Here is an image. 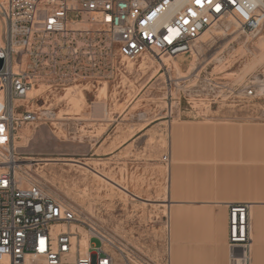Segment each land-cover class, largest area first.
<instances>
[{"label":"built area","instance_id":"obj_1","mask_svg":"<svg viewBox=\"0 0 264 264\" xmlns=\"http://www.w3.org/2000/svg\"><path fill=\"white\" fill-rule=\"evenodd\" d=\"M229 20L256 33L264 0H0V264H116L118 251L122 264H154L117 248L50 196L31 169L37 162L16 158L14 140L24 127L54 122V99L68 90L120 81L144 56L166 68L162 58L192 54L203 33ZM227 209L230 264H248L249 205ZM72 226L90 232L85 250Z\"/></svg>","mask_w":264,"mask_h":264},{"label":"rangeland","instance_id":"obj_2","mask_svg":"<svg viewBox=\"0 0 264 264\" xmlns=\"http://www.w3.org/2000/svg\"><path fill=\"white\" fill-rule=\"evenodd\" d=\"M142 60L127 64L120 81L104 87L105 98L101 88H87L81 99L80 87L55 98L57 119L18 130L14 147L21 164L37 162L31 169L44 190L73 207L82 222L135 259L165 264L169 131L182 127V138L171 147L193 154L204 147L194 139L196 126L264 124V24L250 35L231 20L219 23L200 36L192 54L162 58L166 68L149 56ZM115 135L132 139L123 164L115 154L105 155L104 144ZM78 227L71 229L81 237L88 232ZM120 253L114 254L116 264H122Z\"/></svg>","mask_w":264,"mask_h":264},{"label":"crops","instance_id":"obj_3","mask_svg":"<svg viewBox=\"0 0 264 264\" xmlns=\"http://www.w3.org/2000/svg\"><path fill=\"white\" fill-rule=\"evenodd\" d=\"M181 129L169 131V264H230L228 204L249 205L248 264H264V124L196 126L194 139L204 147L193 154L171 147L172 140L176 146L182 138ZM120 139L110 137L104 149L123 164L133 143Z\"/></svg>","mask_w":264,"mask_h":264},{"label":"bare ground","instance_id":"obj_4","mask_svg":"<svg viewBox=\"0 0 264 264\" xmlns=\"http://www.w3.org/2000/svg\"><path fill=\"white\" fill-rule=\"evenodd\" d=\"M229 30V29H228ZM202 43V42H201ZM194 54V53H193ZM179 57H181V56H179ZM144 58V57H143ZM168 59H174V58H168ZM143 61V60H142ZM194 61V60H193ZM162 63L163 64H165V66H167V64H168V62H166V61H164V60H162ZM146 64V63H145ZM248 64V63H247ZM144 66V65H143ZM251 66V65H250ZM249 66V67H250ZM141 67V66H140ZM174 67L177 69V70H179V68H178V65H177V63H174ZM248 67V68H249ZM175 69V70H176ZM250 69V68H249ZM181 74V73H180ZM260 85V84H259ZM75 89V88H74ZM105 89L106 88H102L101 90V93H102V96L105 98ZM261 91L264 93V85H262L261 86ZM75 91H76V89H75ZM69 92V91H68ZM71 92V91H70ZM71 94H73V92H71ZM67 96V95H66ZM77 96L78 97H80L81 99H82V96H84V95H82V90H79V92H77ZM72 98H75L74 96L72 97ZM27 162H34V160H32V159H30L29 161H27ZM108 180L106 177H103V180ZM168 212V211H167ZM168 214V213H167ZM168 217H169V214H168ZM72 227H78V226H72ZM79 228V231H80V227H78ZM93 230H95L96 232H98L100 235H102V236H104V238H106L109 242H111L112 244H113V242H112V240L110 239V238H108L107 236H105V235H103L102 233H100L99 231H97L95 228H93V227H91ZM74 230H77V229H74ZM84 232V231H83ZM89 233L90 232H87V231H85V235H83L82 237H81V240H80V245H81V247L83 248V250H85L86 249V247H87V240H88V235H89ZM92 233V232H91ZM115 246V245H114ZM117 247V246H116ZM168 254H169V223H168ZM119 248V247H118ZM121 249V248H120ZM122 250V249H121ZM123 251H125V250H123ZM120 251H118V253H119ZM127 252V251H126ZM120 255H121V257H123L122 255V253H120ZM169 257V256H168ZM238 264H240V263H238Z\"/></svg>","mask_w":264,"mask_h":264},{"label":"water","instance_id":"obj_5","mask_svg":"<svg viewBox=\"0 0 264 264\" xmlns=\"http://www.w3.org/2000/svg\"><path fill=\"white\" fill-rule=\"evenodd\" d=\"M1 66H2V61H0V68H1Z\"/></svg>","mask_w":264,"mask_h":264},{"label":"snow or ice","instance_id":"obj_6","mask_svg":"<svg viewBox=\"0 0 264 264\" xmlns=\"http://www.w3.org/2000/svg\"><path fill=\"white\" fill-rule=\"evenodd\" d=\"M198 2H199V0H198Z\"/></svg>","mask_w":264,"mask_h":264}]
</instances>
